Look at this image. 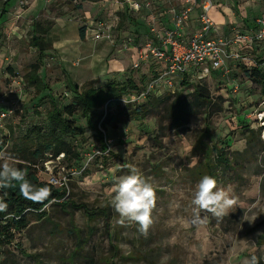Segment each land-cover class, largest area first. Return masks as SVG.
<instances>
[{
	"label": "rangeland",
	"instance_id": "374dc122",
	"mask_svg": "<svg viewBox=\"0 0 264 264\" xmlns=\"http://www.w3.org/2000/svg\"><path fill=\"white\" fill-rule=\"evenodd\" d=\"M42 1L45 7L29 17L24 44L11 41L8 46L4 43L9 41L0 39V53L5 57L0 66V92L7 89L6 75L25 83L9 102L13 134L1 150L19 168L26 163L16 160L13 152L14 144L21 143L23 130L45 126V113L52 103L60 109L71 104L74 86L115 83L126 87L129 78L141 83L155 64L149 61L140 70L132 69L129 54L120 46L133 33L132 24L122 23L124 13L117 12H124V8L115 0L87 4L85 9L81 0ZM212 4L213 11L218 12L212 18L220 27L219 36L239 24L240 12L249 20L264 15V0H212ZM19 7L26 11L32 4L21 0ZM97 8L103 11L99 13ZM131 19L136 23L138 17ZM99 20L113 22L118 42L108 53L105 43L99 44L91 36ZM35 24L47 30L45 39L50 44L39 63L38 76L45 85L41 94L25 78L39 59V53L29 45L35 36ZM54 26H65L60 44L63 48L77 46V57L52 47L50 41L57 37L48 34ZM82 27L86 28L84 41L78 37ZM13 47L24 53L15 55ZM101 49L107 55L101 66L111 61L115 71L96 76L92 62H96L94 54ZM202 84L213 105L202 108L180 128L172 126L164 110L157 115L132 116L131 112L146 100L131 103L129 92L124 93L121 110L113 112L114 120L105 129L99 127L106 151L86 121L76 114L72 120L85 134L65 139L83 159L77 162L73 157L47 155L45 161L37 162L36 171L41 182L55 176L67 185L64 200L85 206L92 213L105 210L108 216L89 219L83 209L68 206L62 210L53 202L46 208V219L31 214L25 230L10 231L13 239L8 234L0 237V264H249L253 257L256 264H264V96L260 87L234 65L228 76L211 77ZM192 92L189 86L178 94L190 100ZM214 146L222 150L229 165L216 161ZM127 165L136 167L156 190L154 223L146 236L136 224L118 223L119 215L111 205L112 188L116 179L127 173ZM210 172L219 187L231 189L237 205L222 219L201 213L208 215L207 222L194 224L192 195L199 180Z\"/></svg>",
	"mask_w": 264,
	"mask_h": 264
},
{
	"label": "trees",
	"instance_id": "16d2710c",
	"mask_svg": "<svg viewBox=\"0 0 264 264\" xmlns=\"http://www.w3.org/2000/svg\"><path fill=\"white\" fill-rule=\"evenodd\" d=\"M83 1L98 3L102 0ZM79 9H81V6ZM117 13H124V16H121L122 23L133 25L134 21L131 18L134 16L129 15L125 10L124 12ZM116 17H118V15ZM85 32L86 28L82 27L79 31L81 40L85 39ZM46 34L47 30H43L38 24H35V36H33L29 42L30 47L34 48L39 53V59L38 63L31 67L30 73L27 74L25 78L29 82L28 85H32L36 88L38 94L43 93L45 90V85L38 76V72L41 68L39 63L44 53L50 50V44L45 39ZM236 67L242 69L249 79L260 87L261 95L264 96V66L253 68L238 65ZM152 69L153 67L151 68L150 74L153 72ZM146 77L148 76L145 75L143 79H141V83L133 82L129 78L126 87L119 86L115 83H109L104 87L86 85L81 87L74 86V98L71 104L60 109L56 103H52L45 113V126L36 125L29 130L27 128H25L27 130H23L24 136H22L20 140L21 143L14 144V157L16 160L26 163L25 165L21 164L20 168L27 172L28 179L34 185L47 188L50 195L42 202H33L30 199H26L21 194L19 187L15 184L2 188L1 202L6 204L7 207L4 211H0V237H4L5 234H8L9 238L13 239V235L10 234V231L20 233L25 230L28 225V217L31 214H35L39 220L46 219L47 212L44 208L53 200L57 201L56 203H58L62 210L68 208V206L76 210L83 209L84 214L89 219H95L97 215H102L104 217L108 216L105 210L92 213L89 212L85 206H76L68 200H64L67 195L66 191L61 192L48 182H41L38 172L36 171V165H38V161H45L47 155H50L52 158H58L60 155H63L64 158L73 157L77 162L83 159V156L76 152L73 146L65 139V137H82L85 134V130L76 127L72 120L76 114H80L86 121L87 128L95 133L96 141L99 142V144L103 146L104 151H106L107 145L104 139V133L99 127L105 129V127L114 120L113 112H119L121 110L120 100L123 94L126 92L130 94L141 90ZM213 77L217 79V77L221 76L215 74ZM189 86L193 87L190 100L178 94L181 90ZM212 105V98L205 85L198 83L192 86V84L184 80L181 82V88L174 94L165 93L148 96L145 103L136 107L131 112V115L146 117L151 114L157 115L160 111L164 110V112L169 115L172 126L180 128L191 117L199 114L202 108L207 110ZM161 106L162 108L160 109ZM11 123L10 121L8 125L10 136L0 143V151L2 150V144L10 140L13 134ZM22 129H24V126ZM212 151L215 153L216 161L229 165L228 160L223 155L220 148L214 146ZM209 176L215 178L214 173L210 172ZM262 241H264V236H262Z\"/></svg>",
	"mask_w": 264,
	"mask_h": 264
},
{
	"label": "built area",
	"instance_id": "2783aa9c",
	"mask_svg": "<svg viewBox=\"0 0 264 264\" xmlns=\"http://www.w3.org/2000/svg\"><path fill=\"white\" fill-rule=\"evenodd\" d=\"M115 3L129 15L143 19L147 26L148 32L140 45L137 46L133 37H127L122 44L124 49H136L132 69L140 70L149 61L155 63L142 89L129 94L131 103L146 100L150 95L174 94L184 80L196 85L215 74L226 77L232 65L264 66V16L256 19L254 27L233 28L229 36L222 37L218 35V26L211 15L212 0H183L180 9L170 7L167 12L158 9L154 0H115ZM194 11L197 12V29L186 36L184 31ZM167 14L171 16V28L162 26ZM113 28V22H95L91 29L93 39L112 43L116 39ZM21 86H25L23 79L13 78L7 92H0V143L10 136L8 125L13 115L11 110L3 107L10 102V97L21 92ZM120 101L122 103L124 98ZM48 183L67 193V185L59 178L52 176ZM1 194L2 188L0 202ZM53 202L57 201L53 200L44 209Z\"/></svg>",
	"mask_w": 264,
	"mask_h": 264
},
{
	"label": "clouds",
	"instance_id": "9594fccd",
	"mask_svg": "<svg viewBox=\"0 0 264 264\" xmlns=\"http://www.w3.org/2000/svg\"><path fill=\"white\" fill-rule=\"evenodd\" d=\"M126 174L118 177L112 188L114 194L111 205L119 215L122 226L130 224L138 225V231L147 235L154 223L153 211L156 207V190L140 171L131 165L126 166ZM17 185L21 194L33 202H42L48 198L50 192L47 188L34 185L27 172L15 166L13 158L4 151H0V188ZM193 206L192 222L205 223L208 215L222 219L237 205V199L232 195L230 188L219 187L217 180L212 176H204L197 183L192 195ZM7 205L0 202V211H4ZM249 264H256L255 257Z\"/></svg>",
	"mask_w": 264,
	"mask_h": 264
},
{
	"label": "crops",
	"instance_id": "0c3cea01",
	"mask_svg": "<svg viewBox=\"0 0 264 264\" xmlns=\"http://www.w3.org/2000/svg\"><path fill=\"white\" fill-rule=\"evenodd\" d=\"M20 1L21 0H0V39L1 40L6 39L7 41H9L8 43H4V44H7L8 46H10V44H11L10 42L11 41H14L13 42L14 44H17V42H22L24 44L23 40H25L27 38L26 32L29 31L28 22H29V19H30L29 17L32 15L31 13H33L34 11H37V9L40 8V7H45L44 5H46V3H44L42 0H28V2H30L32 4V7L29 8L28 10H26V11H23L19 7ZM54 1H57V0H54ZM62 1L65 2L66 0H62ZM137 1H144V0H137ZM166 1L165 0L164 1L154 0V3L157 5V7H159L158 9H160L162 11H165V12H167V10L170 7H175L176 9H180L183 6V0H166ZM99 3H103V0L98 2V3H92V2L81 0L82 7L84 9H85V5H87V4L98 5ZM242 8H244V7L243 6L240 7V11H241ZM97 9H98L97 12H99V13H100V11H103L101 8H97ZM212 14H214L215 16H218V12H214L213 10L211 12V15ZM239 16H241L242 18L239 19V17H238V19H239L238 23L239 24L235 28L243 30V29H246L248 27H250V28L254 27L256 19L260 18V17H262L264 15H257L255 18H253V20L252 19L249 20L248 17L243 15L241 12H240ZM191 17H192V20L188 24V27L184 31V34L186 36L190 35L194 31H196V29H197V23L195 21V19L197 17V12L194 11L192 13ZM162 26H165L167 28H171L173 26L172 22H171V16H169L168 14L166 15V18L162 21ZM24 27H26V29H28V30H25ZM33 29H35V27H33ZM232 29H230L226 34H223L222 37L229 36ZM218 30H220V27L218 28ZM132 31H133V33H131V35H128L127 37L135 38L136 42H137V46H138V45H140L143 42L144 37H145V35L148 32L147 26L145 24V21L143 19H141V18H138L136 23L134 22L133 25H132ZM65 33H66L65 26H62L60 28L58 26H54V28L52 30H50V32L48 34V37H52V35H56L57 38H55L54 40L50 41L51 45H52V47L54 49H58L59 48L60 50H63L64 53L66 51V53L69 56L77 57V55L79 53L77 46L75 47V46H67V45H65L64 48H63V46L60 44V43L63 42V40L65 38L64 37ZM91 36H92V39H93V35L92 34H91ZM78 37L80 39V34L78 35ZM126 38H124L123 41L121 42L120 46H122V48H123L122 44H123V42L125 41ZM84 40H81V41H84ZM117 42L118 41L115 39V41H113L112 43L106 42V41H99V44L100 43L101 44L105 43L104 45H106V46L104 47V49L107 50L106 53H108L109 50H111V49L116 47ZM95 43H98V42H95ZM123 50L126 51L129 54L130 61L133 64L135 59H136V49L134 47H130L129 49H124L123 48ZM13 53L15 55H19V53L23 54L24 52L19 51V48L15 47ZM0 55H1L0 56V66H1L2 64H4L5 57L2 56L1 53H0ZM94 56H95L94 59H96V62L93 61L92 63H93V68L97 69L96 70L97 71L96 72V76L97 75L98 76H103L105 74V72H107L108 74L114 73V71H115L114 67L115 66H112V62L111 61H108L104 66H101V62L107 56V55L105 56V53H103V49H101L100 51H97L94 54ZM119 70H121V69L119 68ZM13 78H15V77H12V76L10 77L8 75H6V78H4V79H7V80H5V82L8 81V83H7V86H6L7 89L5 90V92L3 94H5L7 92V90L9 89V87L11 86V80ZM0 91L2 92L1 88H0ZM12 98L13 97H10V101L12 100ZM9 104L10 103L8 102L3 108L4 109H8Z\"/></svg>",
	"mask_w": 264,
	"mask_h": 264
}]
</instances>
